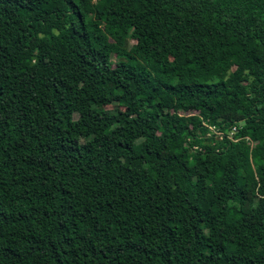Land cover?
I'll return each mask as SVG.
<instances>
[{"label": "trees", "instance_id": "1", "mask_svg": "<svg viewBox=\"0 0 264 264\" xmlns=\"http://www.w3.org/2000/svg\"><path fill=\"white\" fill-rule=\"evenodd\" d=\"M0 264H264V0H0Z\"/></svg>", "mask_w": 264, "mask_h": 264}, {"label": "rangeland", "instance_id": "2", "mask_svg": "<svg viewBox=\"0 0 264 264\" xmlns=\"http://www.w3.org/2000/svg\"><path fill=\"white\" fill-rule=\"evenodd\" d=\"M134 43H135V41H133V40H131V41H130V44H131V45H133ZM250 144H251V146H253V147L255 146V144H254V143H253V144H252V143H250Z\"/></svg>", "mask_w": 264, "mask_h": 264}]
</instances>
